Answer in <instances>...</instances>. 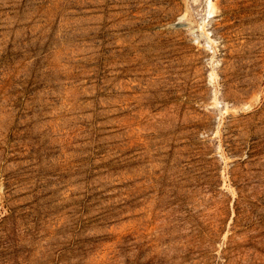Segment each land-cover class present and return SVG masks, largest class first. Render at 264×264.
Here are the masks:
<instances>
[{
    "label": "rangeland",
    "instance_id": "obj_1",
    "mask_svg": "<svg viewBox=\"0 0 264 264\" xmlns=\"http://www.w3.org/2000/svg\"><path fill=\"white\" fill-rule=\"evenodd\" d=\"M0 0V264H264V0Z\"/></svg>",
    "mask_w": 264,
    "mask_h": 264
},
{
    "label": "trees",
    "instance_id": "obj_2",
    "mask_svg": "<svg viewBox=\"0 0 264 264\" xmlns=\"http://www.w3.org/2000/svg\"><path fill=\"white\" fill-rule=\"evenodd\" d=\"M255 1H257V0H243V3L249 4L248 7L251 8V7H254V5L256 4Z\"/></svg>",
    "mask_w": 264,
    "mask_h": 264
}]
</instances>
